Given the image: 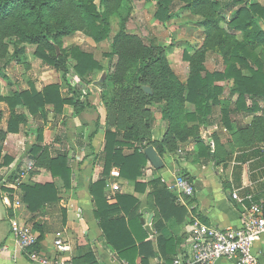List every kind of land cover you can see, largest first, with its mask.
Listing matches in <instances>:
<instances>
[{"label":"trees","instance_id":"trees-1","mask_svg":"<svg viewBox=\"0 0 264 264\" xmlns=\"http://www.w3.org/2000/svg\"><path fill=\"white\" fill-rule=\"evenodd\" d=\"M98 1L96 3V0H0V57L7 51V46L3 43L5 37L15 38L14 56L17 63L23 62L25 52V47H20V44L36 45L35 55L41 58L43 63L62 73L63 82L68 86L69 91L64 96L61 90L62 85L58 83L48 84L39 89L33 81H29V89L15 91L8 96H0V101H5L10 109L8 130H0V137L5 136L7 132H18L20 125L28 122L24 114L16 112L18 106L26 108L30 115L39 119L46 118L48 106L53 108L55 116H59L62 115L66 104L74 105L76 113L82 112L84 108L91 105L89 100L81 98L76 86L69 84L67 79L70 72L69 58L73 59V70L82 82H85L86 77L95 70L105 69L91 52L76 45L70 49H64V37L81 31L96 43L109 40L112 52L117 55L114 70L109 76L112 85L124 83L130 70L139 59L143 58L147 48L141 37L123 30L117 32L113 39L109 34L111 17L125 8L129 0ZM175 1L157 0L156 19L163 24L170 21L173 18ZM177 1L184 3L182 6L184 9L201 17L199 24L205 34L201 46H192L184 53V59L189 62L187 83L180 81L163 51L162 57L152 58L150 62L154 66L151 70L156 74V80L152 82L144 80L135 87L136 90L126 93L130 96L138 95V103H135L137 106L141 105V111L138 114L129 115L127 112L123 113L124 110L116 109L114 105L117 96L111 97L112 101L105 104L108 118L104 131L103 178L90 186L96 206L95 217L100 221L104 235L108 242L129 260L130 264H133L131 255H135L139 248L136 245L137 241L141 242L140 248H153L152 242L146 241L149 235L141 223L140 201L133 195L123 193L108 199L105 188L106 178L115 167L123 178L136 181L138 192L146 191L147 184L138 181V178L143 175L148 158L142 148L135 144L148 140V145L156 147L160 155H163L166 149L163 142L152 140L153 118L151 112L145 107L156 101H164L162 117L170 122L172 127L170 131L182 140L176 124L180 126L183 121L207 123L213 108L219 105L222 107V123L227 128H231V113L257 112L260 109L257 99H264V29L262 28L264 4L255 0ZM225 10H233L229 20L224 15ZM225 23L226 26H224ZM237 32L240 33V37ZM56 46L60 47V53ZM208 53L222 56L224 70L209 71L206 68L205 61ZM225 80L233 82L230 92L232 95H237L235 103L221 99L224 88L218 82ZM101 84L103 91L106 87L108 88L105 82ZM145 86L151 87L152 93H147L144 90ZM138 88L144 97H140ZM102 98L106 101L104 94ZM248 100L252 101L250 106L247 105ZM187 102L195 106V111L184 110ZM255 123L261 131V136L254 138L255 142L259 143L264 141V119H257ZM32 132L36 139L30 148V154L36 160V164L50 170L54 178L61 180L66 188H70L73 169L69 152L60 150L51 155L43 145L42 128L37 126L32 128ZM192 134L195 138L199 136L189 131L188 135ZM170 138L171 134L167 137L166 143L171 142ZM126 149H132V152L126 153ZM206 150H208V156L214 155L212 152L214 149L211 146H208ZM10 161L11 158L5 156V163L8 164ZM150 185L156 205L161 213L165 214L166 209L169 208L168 203L170 205L174 203L172 192L159 178L153 179ZM21 189L22 203L31 213L40 212L46 203L59 200L60 189L55 182L24 183ZM134 227H139L142 232L140 236H137L138 239L134 237ZM160 245L164 247L172 245L173 249L174 240L160 238ZM147 259L148 255L144 264ZM84 261L95 264L91 255L77 259L76 264Z\"/></svg>","mask_w":264,"mask_h":264},{"label":"crops","instance_id":"crops-1","mask_svg":"<svg viewBox=\"0 0 264 264\" xmlns=\"http://www.w3.org/2000/svg\"><path fill=\"white\" fill-rule=\"evenodd\" d=\"M255 1L264 4V0ZM186 11L192 14L189 10ZM201 31L203 35L198 44L184 43L177 46L176 50L168 51L169 62L172 61V57L178 56L177 52H179L183 62L187 63V65L179 64L184 69L172 65L173 71L184 84L187 83L189 76V65L184 59V53L192 46L202 45L205 38L202 26ZM98 61L104 69L107 67L103 61ZM208 63L210 65L208 70H219L222 59L215 53H208ZM100 72L95 70L93 74L97 75ZM106 74L104 70L103 75ZM76 75L74 74V77ZM44 78L48 79L44 86L58 83L62 85L64 96L69 93L68 86L64 84L55 68L46 66ZM86 78L90 80L89 76ZM79 80L81 82L78 76L75 82ZM100 82H97L100 85L98 89L95 88L94 94L88 98L91 105L80 113H76L74 105L66 104L62 115L55 116L53 108L48 106L46 118L37 119L30 115L26 108L18 106L16 112L24 114L28 122L21 124L18 132H7L5 136L0 137V264H43L33 261L28 253L20 249L12 234V226L15 222L27 224L35 231L38 235V243L30 250L39 251L49 260L47 264H56L55 261L76 264L77 259L86 255H91L95 264H130L104 235L100 221L95 217L96 206L90 192L91 184L103 178L105 161L104 131L108 111L102 99L103 86ZM69 84L73 86V81H69ZM218 84L224 88L221 95L224 101L230 95L228 86L226 83ZM26 89H29V82L27 86L12 93ZM7 90L5 81L1 80L0 96L12 94ZM257 101L260 108L257 112L231 113V128H227L222 123V107L219 105L213 108L207 123L183 121V125L176 124L182 140L170 131L172 130L170 122L164 119L160 112L153 110L152 140H159L165 145L164 154H159L164 166L157 169L148 160L143 175L138 178V181L147 184L145 192L136 190V181L125 179L121 175L113 176L111 171L115 167L106 178L107 183L119 186L118 190H113L107 187L106 183L105 195L108 199L123 193L133 195L140 201L141 223L149 235L146 241H151L153 248L141 247V249V242L137 241L136 245L139 248L135 255L130 257L133 264H144L146 255L148 259L145 264H162L168 262V259L172 261L181 247L186 244L190 225L196 220L220 228H237L241 226L242 216L249 211L252 201L264 206V145H262L264 141L247 144L256 136H261L255 121L264 119V99L258 98ZM251 102L248 100L247 105L250 106ZM147 107L150 108L151 105ZM184 110L193 112L195 106L187 102ZM9 116L10 109L7 103L0 101L1 131L8 130ZM37 126L43 130V145L51 155L60 150L69 152L73 169L70 188H66L61 180L54 178L50 170L38 166L31 156L30 148L36 139L32 128ZM189 131L198 134V138H195L194 134L188 135ZM252 133L255 137L250 135ZM170 134L171 142L169 141L168 144L166 140ZM143 143H146V148L149 146L148 140L137 142L135 145L140 148ZM208 146L214 149L212 151L214 155L208 156L206 150ZM155 149L157 150L156 147ZM125 152L131 153L132 149H126ZM5 156L11 158L8 164L5 163ZM181 176L192 184L194 190L192 195L173 188L176 179ZM158 178L168 185L169 191L174 196V203L172 205L168 203L169 208L166 209L165 214H162L156 205L150 185L153 179ZM47 182L57 183L60 189L59 200L46 203L40 212H29L22 203L21 185ZM234 193L240 198L235 199ZM146 224L150 225L152 233L146 228ZM134 230V237L138 239L137 236L142 232L139 227H134ZM160 238H172L173 249L172 245L159 246ZM58 240L63 241L67 249H60L56 244ZM254 247L258 259L264 264V235ZM77 264L91 263L84 261ZM215 264H237V262L224 258Z\"/></svg>","mask_w":264,"mask_h":264},{"label":"rangeland","instance_id":"rangeland-1","mask_svg":"<svg viewBox=\"0 0 264 264\" xmlns=\"http://www.w3.org/2000/svg\"><path fill=\"white\" fill-rule=\"evenodd\" d=\"M98 2L99 1L96 0V3ZM174 4L173 18L165 24L160 22L155 17L156 11L158 9L157 0H129V2L126 3L125 8L111 17L109 33L111 39H113L117 32L123 30L127 33L135 34L141 37L147 48V51L143 54V58L137 61V64H135V66L130 70L128 78L122 84L114 83L112 85L111 80L109 81V76L111 75V72H113L114 65L117 61V55L112 52L109 40L96 43L91 37L87 36L81 31H76L63 38L64 49H70V47L76 45L85 51H90L98 60H101L106 64L107 67L105 68V71H107V73L110 72L106 74V76L103 75L104 70L97 75L92 73L89 75V81L86 80L85 82H80L79 80V82H75V79H78V76L73 70L74 61L70 57V72L67 75V79L68 81H73V86L77 87L82 99L88 100V98L94 94V89H98L100 86L98 85L99 83L97 84V82L101 81L100 83L105 82L108 86V88L106 87V89L102 92V95L104 94L106 97V101L104 98H102L105 104H107L108 101H112L111 97L117 96L115 99V101H117L114 105L116 109L124 110L123 113L127 112L129 115H131V113L138 114V112L141 111V105H135V103H138V95L130 96L128 94L126 95V93L136 90L135 87L143 83L144 80L149 82L156 80V74L151 70L152 67H154L152 64H150L151 59H154L158 56L162 57L163 51H165V56L169 62L167 56L168 51H174L176 50L177 46L184 43L195 42L198 44L203 35L201 31V25L198 24L201 20V17L194 16L187 12L182 7L184 3L180 1L176 0ZM233 10H225L226 12L224 15L226 19H230ZM224 26H226V23ZM237 35L240 37L239 32H237ZM3 43L7 46V51L4 56L0 57V81H5V88L8 89L7 91L12 93L14 90L22 89L23 87L27 86V82H29L30 79L33 80L37 87L41 88L44 86L45 81L48 80L44 78V71L48 65L43 63L41 58L35 55L34 52L36 45L28 43L20 44V47H25V52L23 54L24 58H22L23 62L17 63L16 57L14 56V51L16 50L15 38L5 37ZM108 53H111V55L108 56ZM177 53L178 56L172 57V61L169 62L171 68L173 66H180L179 64L187 65V63L185 64L183 62L180 53ZM218 56H220L222 59V64L219 70H224L225 65L223 63V58L221 55ZM177 58H179L178 62L175 63ZM211 61L214 63L213 59ZM186 62L188 61L186 60ZM205 66L207 69L210 67L208 63V55L206 57ZM180 69L184 68L180 66ZM209 70L211 71V69ZM186 71L187 69L185 72ZM56 72L60 74V78L63 80L62 73L58 70H56ZM74 74L77 77H74ZM218 83H226L228 86V92H230L231 88L233 87V82L231 80L220 81ZM137 90L140 92V97H144L141 90H139V88ZM225 100L235 103L237 100V95H232L230 92L229 97L225 98L224 101ZM162 103L164 104L165 102L156 101V103L151 104L150 108L147 107L149 105H147L145 108L151 112L152 117H154L153 110L158 113L160 112L161 116H163ZM152 107H154V109ZM51 116L52 114H50V117ZM250 135L255 137L253 133ZM255 139L247 142V144H257L258 142L256 143Z\"/></svg>","mask_w":264,"mask_h":264},{"label":"built area","instance_id":"built-area-1","mask_svg":"<svg viewBox=\"0 0 264 264\" xmlns=\"http://www.w3.org/2000/svg\"><path fill=\"white\" fill-rule=\"evenodd\" d=\"M145 150L146 143L141 146ZM113 176H120L117 168L111 171ZM20 184V181H18ZM107 187L118 190L119 186L107 183ZM173 188L181 189L188 195L194 190L190 181L181 176L175 181ZM239 199L237 193L233 194ZM12 234L21 250L28 253L30 258L39 263L47 264L49 260L43 257L39 251L33 248L38 243V235L31 226L13 223ZM264 235V206L257 202L251 203L249 211L242 216V224L237 228H220L207 225L199 220L190 225L189 236L186 244L170 262L162 264H215L220 259L235 260L237 264H261L255 253V243ZM57 246L65 250L67 246L63 241H56ZM56 264H64L55 261Z\"/></svg>","mask_w":264,"mask_h":264},{"label":"water","instance_id":"water-1","mask_svg":"<svg viewBox=\"0 0 264 264\" xmlns=\"http://www.w3.org/2000/svg\"><path fill=\"white\" fill-rule=\"evenodd\" d=\"M262 28L264 29V25H262ZM56 49L58 53H60V47L56 46ZM144 90L147 93H152V89L149 86H145ZM144 153L146 154L148 160L155 168L159 169L164 166L163 159L161 158V156L159 155L158 151L155 149L154 146L149 145L147 148H145ZM143 223H145L144 220ZM146 228L150 231V233H152L150 230V225L146 224Z\"/></svg>","mask_w":264,"mask_h":264}]
</instances>
